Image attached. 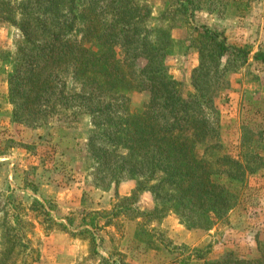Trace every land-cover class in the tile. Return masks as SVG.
<instances>
[{
	"label": "trees",
	"instance_id": "trees-1",
	"mask_svg": "<svg viewBox=\"0 0 264 264\" xmlns=\"http://www.w3.org/2000/svg\"><path fill=\"white\" fill-rule=\"evenodd\" d=\"M173 1L174 12L190 10L193 17L194 0ZM160 19L164 12L154 21L147 0H0V21L20 34L14 50L0 55L6 99L12 122L32 128L58 117L69 129L88 116L93 130L85 146L95 188L132 181L123 201L150 194L152 209L139 215L146 222L173 213L187 230L209 231L237 207L248 177L264 166L260 137L250 129L243 128L237 155L219 141V93L211 77L225 73L223 58L245 63L248 52L229 45L222 32L195 26L198 66L185 89L169 74L167 61L180 48ZM254 60L264 65L263 54ZM144 91L148 102L132 108V94ZM12 197L0 201V211ZM11 210L0 224V264H16L15 248H25L15 233L20 221L14 212L7 218Z\"/></svg>",
	"mask_w": 264,
	"mask_h": 264
},
{
	"label": "rangeland",
	"instance_id": "rangeland-1",
	"mask_svg": "<svg viewBox=\"0 0 264 264\" xmlns=\"http://www.w3.org/2000/svg\"><path fill=\"white\" fill-rule=\"evenodd\" d=\"M194 1L198 6L189 17L190 10L174 12L173 0H147L154 21L164 12L159 24L172 27L180 48L167 61L169 74L189 89L198 66L195 26L222 32L229 45L245 49V63L225 57V73L211 77L219 93V141L237 155L242 130L250 129L260 137L264 164V65L254 60L264 55V0ZM19 36L0 21V55L11 53ZM3 63L0 58V201L13 197L0 211V224L3 212L15 207V233L25 245L15 248L16 264H264V166L248 177L237 207L209 231L187 230L173 213L146 222L139 215L152 209L150 194L139 193L133 204L123 201L132 195V181L95 188L85 146L93 130L88 116L69 129L58 117L39 128L12 122ZM149 98L146 91L134 93L131 107ZM204 149L198 146L199 156Z\"/></svg>",
	"mask_w": 264,
	"mask_h": 264
}]
</instances>
